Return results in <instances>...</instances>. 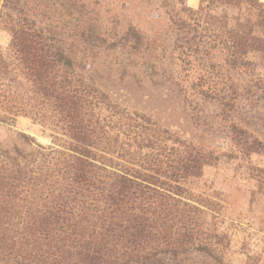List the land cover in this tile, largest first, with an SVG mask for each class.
<instances>
[{"label": "trees", "instance_id": "obj_1", "mask_svg": "<svg viewBox=\"0 0 264 264\" xmlns=\"http://www.w3.org/2000/svg\"><path fill=\"white\" fill-rule=\"evenodd\" d=\"M179 1L173 40H185L188 59L217 53L197 93L218 107L228 157L245 162L253 183L251 200L264 197V167L251 160L264 157V139L240 124L238 105L264 93V3L199 0L193 9ZM93 3L0 0V33L9 36L0 45V125L25 117L50 139L31 151L0 141V264H226L224 206L188 186L220 156L120 107L92 83L94 49L128 62L144 39L129 26L118 41L104 40ZM67 31L70 49L61 40Z\"/></svg>", "mask_w": 264, "mask_h": 264}, {"label": "rangeland", "instance_id": "obj_2", "mask_svg": "<svg viewBox=\"0 0 264 264\" xmlns=\"http://www.w3.org/2000/svg\"><path fill=\"white\" fill-rule=\"evenodd\" d=\"M93 2L89 8L91 16L97 34L104 40L118 41L129 26H134L144 39L140 40L142 43L136 46L137 51L128 62L123 60V54L94 49L96 55L90 59L93 67L86 75L120 107L145 114L162 127L220 156L214 166L205 167L202 177L191 180L188 186L196 194H215L224 206L220 228L230 240L226 264H245L246 254L254 257L256 264H264V197L255 196L251 200L253 183L248 180L245 162L228 157L233 148L217 116L218 107L197 93L200 84L203 89L207 86L204 81L209 71L208 63L219 62L217 53L212 52L208 59L197 55L188 59L181 54L185 40H173L175 32L170 23L175 16H182L179 0ZM198 2L186 0L187 6L193 9ZM71 20L67 17L64 22L71 25ZM63 34L61 40L70 49L74 40L69 37L70 32ZM8 40L9 36L1 32L0 45L6 46ZM76 43L81 45L82 41ZM253 56L258 63L257 55ZM258 72L263 74L264 69L258 66ZM231 78L240 83L237 77L232 75ZM259 96L257 101L245 96L240 100L238 105L243 115L239 122L264 139V93ZM20 133L34 141L26 143L18 135ZM0 141L9 148L18 145L23 151L33 150L35 143L50 144L41 128L25 117H18L12 125H0ZM251 160L264 167V157L252 156Z\"/></svg>", "mask_w": 264, "mask_h": 264}, {"label": "water", "instance_id": "obj_3", "mask_svg": "<svg viewBox=\"0 0 264 264\" xmlns=\"http://www.w3.org/2000/svg\"><path fill=\"white\" fill-rule=\"evenodd\" d=\"M2 39V38H1ZM27 130L29 131L30 130V128H27Z\"/></svg>", "mask_w": 264, "mask_h": 264}]
</instances>
